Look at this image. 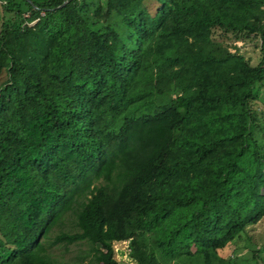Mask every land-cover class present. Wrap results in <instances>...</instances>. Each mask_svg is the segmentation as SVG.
I'll return each instance as SVG.
<instances>
[{"label": "trees", "instance_id": "1", "mask_svg": "<svg viewBox=\"0 0 264 264\" xmlns=\"http://www.w3.org/2000/svg\"><path fill=\"white\" fill-rule=\"evenodd\" d=\"M0 6V264H121L122 241L133 264H239L220 253L264 217V0ZM79 242L86 262L51 254Z\"/></svg>", "mask_w": 264, "mask_h": 264}, {"label": "rangeland", "instance_id": "2", "mask_svg": "<svg viewBox=\"0 0 264 264\" xmlns=\"http://www.w3.org/2000/svg\"><path fill=\"white\" fill-rule=\"evenodd\" d=\"M1 4V0H0ZM195 16L203 19L212 18L215 14L214 4L203 5L194 12ZM4 14L0 6V23ZM7 16V15H6ZM5 16V17H6ZM213 40L217 44L230 52L242 54L251 65H256L261 56L260 41L258 37L250 34L241 38H234L232 35H223L220 30L213 31ZM3 77H0V82ZM253 108L256 110L259 120L264 123V81L257 84L253 95ZM67 229H73L69 223L66 222ZM115 258L121 264H133L134 262L129 258L128 241L114 243ZM264 217L256 223L246 226L245 231L235 238L231 245L225 248L220 254L224 257L234 258L239 264H253L254 259L252 252L258 250L259 256H264ZM88 246L79 242L71 245L57 244L50 248L51 254L58 260L81 263L88 260L87 257Z\"/></svg>", "mask_w": 264, "mask_h": 264}, {"label": "built area", "instance_id": "3", "mask_svg": "<svg viewBox=\"0 0 264 264\" xmlns=\"http://www.w3.org/2000/svg\"><path fill=\"white\" fill-rule=\"evenodd\" d=\"M122 242H124V241H122ZM114 248H117V246H116V247H114Z\"/></svg>", "mask_w": 264, "mask_h": 264}, {"label": "water", "instance_id": "4", "mask_svg": "<svg viewBox=\"0 0 264 264\" xmlns=\"http://www.w3.org/2000/svg\"><path fill=\"white\" fill-rule=\"evenodd\" d=\"M65 3V2H64Z\"/></svg>", "mask_w": 264, "mask_h": 264}]
</instances>
